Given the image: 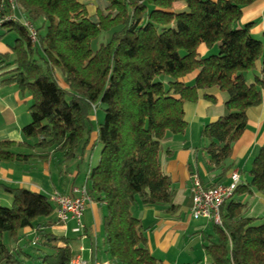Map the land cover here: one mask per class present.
I'll list each match as a JSON object with an SVG mask.
<instances>
[{"label": "trees", "instance_id": "16d2710c", "mask_svg": "<svg viewBox=\"0 0 264 264\" xmlns=\"http://www.w3.org/2000/svg\"><path fill=\"white\" fill-rule=\"evenodd\" d=\"M91 1L16 0L18 19L0 26L9 28L0 37L17 32L11 52H0L2 83H15L32 95V120L22 128L23 140H1L0 161H46L57 155L83 166L99 145L85 186L93 201L106 206L102 225L109 260L164 264L150 251L146 228L131 208L141 203L167 213L179 209L175 183L164 166L172 150L163 140L186 131L184 104L197 100L199 90L216 86L226 94L227 112L201 131L215 173L209 185L220 183L232 167L247 109L261 103L264 89V42L252 35L254 22L240 25L243 7L256 0H184V11L172 10L176 0H94L96 10L90 13ZM24 21L34 26L37 41ZM202 43L212 52L202 56ZM196 70L194 83L187 84L184 77ZM246 174L221 207L222 223L212 222L213 231L205 235V264H264V218L248 214L241 199L264 191V147ZM0 186L12 195L11 205L0 204V263L23 264L4 234L17 244L22 230L32 227L50 246L38 255L39 264H69L75 256L72 238L42 229L57 222L50 195Z\"/></svg>", "mask_w": 264, "mask_h": 264}, {"label": "crops", "instance_id": "0c3cea01", "mask_svg": "<svg viewBox=\"0 0 264 264\" xmlns=\"http://www.w3.org/2000/svg\"><path fill=\"white\" fill-rule=\"evenodd\" d=\"M91 2L96 4L94 0ZM92 4H88V10ZM186 9L187 4L184 0H176L172 4L174 11ZM248 22H254L251 29L252 35L264 42V0H256L243 7L240 25ZM6 37L7 35L0 37V52L2 53L11 52V46L14 44V42L6 41ZM198 51L202 56H205L211 53L212 49L202 43L199 45ZM261 66L262 62L258 60L255 68L257 73H260ZM197 74L198 70L186 75L184 81L187 84H193ZM206 93L215 96V101L206 98ZM225 100L226 94L216 86L199 90L197 100L187 101L184 104V117L188 123L186 131L181 134L170 133L163 140L164 148L172 150V155L165 160L164 166L175 183L174 202L179 206V209L174 213H167L161 207L141 203H136L131 208L133 215L141 218L146 228L145 234L148 238L150 251L158 258L163 257L164 264H181L199 260L205 264L208 261L203 244L205 235L213 231L210 229L212 223L206 219H194L191 216L192 185L195 176L201 180L204 186L215 182V173L209 169L208 156L204 150L208 140L202 138L201 131L205 124L217 120L227 112ZM31 102L32 95L29 91H22L15 83H2L0 75V141L23 140L22 128L32 120L29 110ZM246 114V129L234 143L230 159L232 167L220 183H229L231 174L235 171L241 174L242 180L248 179L246 171L250 169L252 161L260 149L264 147V89L262 90L261 103L249 107ZM96 119L101 120L99 116ZM96 137L97 131H94L92 140ZM90 147L91 144L87 147L88 151ZM98 147L100 146L98 145L96 148ZM13 149L14 151L31 152L29 148L14 147ZM91 157L92 154L89 164L84 168L78 165L77 160L66 161L57 155L46 161L38 158H30L27 161H0V182L8 186L24 187L47 195L55 192L72 194L73 187L85 184L89 166L94 165L99 158L97 155L95 161L91 162ZM0 188L3 189L1 186ZM6 193L8 194L4 198L0 193V198L7 202L6 205H11L12 195L9 192ZM241 199L248 204V214L264 218V191H254L251 194L241 196ZM105 213L106 206L91 199L86 203L84 211L85 228L83 234L73 232L75 222L72 221L67 225L54 222L52 225L43 226L42 229L44 232H51L56 236L72 238L71 246L74 255L82 254L85 258L92 256L109 259V254L105 251L106 245L102 225ZM54 219H56L55 214ZM22 236L19 242L15 244L8 233L4 234L5 243L10 249H13L14 253H19L20 259H29L24 254L28 244L37 247V255L50 251V246L42 243L40 234L36 229L26 227L22 230ZM58 245L63 246V242H59ZM81 247H84L85 250L81 251ZM172 252H174L173 257L167 258V255L172 254ZM36 261L39 262L38 259Z\"/></svg>", "mask_w": 264, "mask_h": 264}, {"label": "built area", "instance_id": "2783aa9c", "mask_svg": "<svg viewBox=\"0 0 264 264\" xmlns=\"http://www.w3.org/2000/svg\"><path fill=\"white\" fill-rule=\"evenodd\" d=\"M5 19L17 20L16 0H9L7 4H0V26ZM29 28L33 41H37L36 30L34 26L24 21ZM241 181V174L235 171L231 174L229 183H218L215 185L204 186L201 180L195 176L192 185V204L190 207L191 216L194 219H206L209 222L221 224V207L234 194L236 186ZM51 201L55 204V216L57 223L67 225L69 222H75L73 232L77 234L84 233L83 216L86 203L91 201L84 185L72 188V194L55 192L50 195ZM35 243V241H34ZM81 251L85 248L81 247ZM92 252V249H90ZM69 264H112L109 259H100L98 257L85 258L82 254L75 255Z\"/></svg>", "mask_w": 264, "mask_h": 264}, {"label": "rangeland", "instance_id": "374dc122", "mask_svg": "<svg viewBox=\"0 0 264 264\" xmlns=\"http://www.w3.org/2000/svg\"><path fill=\"white\" fill-rule=\"evenodd\" d=\"M88 4H92V2H90V3H88ZM96 5L97 4H92V5H90L89 6V10H90V12H94V8H95V10H96ZM8 27H1L0 28V33H3V32H6V31H8ZM7 37H6V41H8V42H14L15 43V39H16V36H17V32L16 31H10V32H8L7 34ZM98 116H99V118L100 119H103V116H104V113H103V111H101V110H99V112H98ZM99 154H100V147H98V148H95V150H93V153H92V157H91V162H94L95 161V159H96V157H97V155H98V157H99ZM89 157H90V153H88V155H87V161H85V163H84V165L82 166L81 165V168H84L87 164H89ZM96 163V162H95ZM92 164V163H91ZM67 167V166H66ZM0 193L2 194V196H3V198L4 197H6L7 196V194L8 193H6V191H5V189H1L0 188ZM3 198H0V204L1 205H4V206H8V205H6L7 204V202L3 199ZM256 212H257V210H256ZM259 213V212H258ZM64 225V224H63ZM210 229H212V225H211V227H210ZM73 230V229H72ZM28 251V252H27ZM27 253H32L34 256H33V258L32 259H27V258H23L22 259V261H23V264H39V262L38 261H36L37 260V258H38V255H37V247L36 246H34V245H32V244H28V246H27ZM173 254H174V252H172V254H170V255H167V258H170V257H173ZM159 255V254H158ZM158 257V256H157ZM159 258H163V257H159ZM173 263V262H172ZM174 264V263H173Z\"/></svg>", "mask_w": 264, "mask_h": 264}]
</instances>
